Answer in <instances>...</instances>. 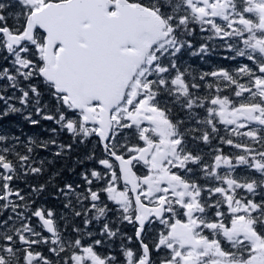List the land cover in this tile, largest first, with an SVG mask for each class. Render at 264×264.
<instances>
[{
	"label": "snow or ice",
	"instance_id": "6c2138e0",
	"mask_svg": "<svg viewBox=\"0 0 264 264\" xmlns=\"http://www.w3.org/2000/svg\"><path fill=\"white\" fill-rule=\"evenodd\" d=\"M0 264H264V0H0Z\"/></svg>",
	"mask_w": 264,
	"mask_h": 264
}]
</instances>
